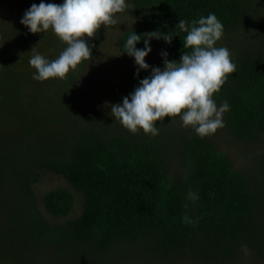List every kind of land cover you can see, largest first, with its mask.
<instances>
[{
  "label": "trees",
  "instance_id": "trees-1",
  "mask_svg": "<svg viewBox=\"0 0 264 264\" xmlns=\"http://www.w3.org/2000/svg\"><path fill=\"white\" fill-rule=\"evenodd\" d=\"M39 2L4 0L0 20V264H130L185 256L203 264H264V148L248 168L237 169L209 136L181 133L168 116L156 122L153 136L88 113L73 97L88 59L65 78L34 80L30 56L53 60L66 47L51 30L33 34L20 23ZM132 2L144 26L127 30L118 49L133 31L170 32L171 44L155 39L162 66V50L177 61L184 51L179 19L216 14L224 26L216 46L230 50L236 70L213 98L229 103L224 120L236 140L264 144V0ZM100 30L85 37L91 47ZM143 46L141 40L137 47ZM136 71L134 63L122 98L150 74ZM44 172L83 193L79 217L65 224L44 218L33 187ZM42 203L52 217L66 218L75 196L56 188Z\"/></svg>",
  "mask_w": 264,
  "mask_h": 264
},
{
  "label": "clouds",
  "instance_id": "clouds-1",
  "mask_svg": "<svg viewBox=\"0 0 264 264\" xmlns=\"http://www.w3.org/2000/svg\"><path fill=\"white\" fill-rule=\"evenodd\" d=\"M127 7L126 0H62L61 3L40 0L38 4L32 3L20 23L33 34L51 30L66 43L56 59L49 60L39 52L30 56L33 79L65 78L70 71H75L91 56L89 39L85 37L96 36L102 25H115V14ZM177 27L186 33L184 51L177 61L169 60L167 50H162L163 68L150 66L145 58L152 51V39L162 37L171 44L174 36L170 32L162 34L156 30L137 34L133 31L123 44L122 53L134 58L137 76L141 70L150 69V74L140 79L122 102L111 105L113 116L132 133L143 130L155 136L159 132L156 122L163 124L166 116L172 120L179 117L184 126H191L201 138L224 126L223 114L230 110V105L227 101L218 105L213 97L228 79V74L235 72L236 64L227 47L216 46L223 36V23L210 12L190 22L179 19ZM141 40L144 46L139 48L137 44ZM188 195L195 197L192 192Z\"/></svg>",
  "mask_w": 264,
  "mask_h": 264
},
{
  "label": "rangeland",
  "instance_id": "rangeland-1",
  "mask_svg": "<svg viewBox=\"0 0 264 264\" xmlns=\"http://www.w3.org/2000/svg\"><path fill=\"white\" fill-rule=\"evenodd\" d=\"M128 7L120 13H116L115 25H102L100 36L96 39V45L91 47V56L81 71L80 79L74 89L73 97L77 104L88 113L99 117L115 118L111 112V105L122 102L121 90L126 77L134 65V58L125 55L118 49V41L130 28L144 26L141 16L134 13L132 0H126ZM5 9L4 0H0V20ZM152 51L145 58L155 65L163 68L159 60V46L155 39L150 41ZM218 104V103H217ZM219 105V104H218ZM169 117V122L181 133L194 131L191 126H184L179 117ZM224 126L218 128L213 134L208 135L217 149L225 152L230 157L237 169L248 168L253 159L263 151L262 143H242L236 140L228 130L223 114ZM178 163V162H177ZM173 164V173L180 169L179 163ZM39 203V210L44 218L51 224H65L67 221L79 217L83 211L84 195L77 191L61 176L44 172L40 175V181L34 186ZM66 188L75 196V206L72 213L66 218H54L47 213L42 203L44 194L52 189ZM5 223H7L5 221ZM5 226V225H2ZM46 253V252H45ZM245 262L238 264H248ZM130 264H203L190 257L163 260L161 258L143 259L139 262L132 261ZM210 264V263H208ZM236 264V263H227ZM261 264V263H254Z\"/></svg>",
  "mask_w": 264,
  "mask_h": 264
}]
</instances>
